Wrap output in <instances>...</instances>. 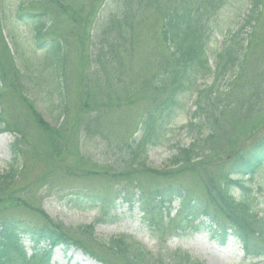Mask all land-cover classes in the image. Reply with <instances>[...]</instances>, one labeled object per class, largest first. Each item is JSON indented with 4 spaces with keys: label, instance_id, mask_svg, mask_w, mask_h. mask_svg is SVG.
Returning <instances> with one entry per match:
<instances>
[{
    "label": "trees",
    "instance_id": "obj_1",
    "mask_svg": "<svg viewBox=\"0 0 264 264\" xmlns=\"http://www.w3.org/2000/svg\"><path fill=\"white\" fill-rule=\"evenodd\" d=\"M115 2L114 11H109L98 24L99 32L94 31L93 37H89L90 49L94 52L85 51L83 47L85 61L81 62L84 64L81 71L85 73L89 64L95 66L91 76L82 74L77 84L79 104L70 116L63 88L67 41L51 33L45 23L47 19L44 20L47 13L42 10L51 3L60 6L59 2L45 0L40 6L42 9L37 7L38 2L23 4L33 9L30 12L23 11L22 6L19 8V18L33 20L35 41L38 47H45L46 52L36 61L41 64V71L38 69L36 74L25 75L15 66L17 75L13 85L18 95L28 99L26 104L31 110L33 124L49 136L50 156L54 149V155L58 152L55 144L63 148L57 141L59 133L65 143V135L78 137L80 130L92 136L110 132L106 140L115 138L116 143L108 145L114 146L118 152L115 158L123 167L109 174L106 169L109 164H106L95 174L131 177L129 183L124 181L121 186H112L108 199L104 192L94 190L88 194L87 188L81 187L59 188L63 191L59 200L66 207L78 210L85 208L87 195L96 198L95 202L105 208L113 207L119 199L131 206L138 202L149 228L158 234L167 237L177 226L195 232L206 230L211 240L220 246L233 239L250 259L264 258V244L257 238L252 241L256 223L262 226L260 233L264 232V214L260 216L256 212L253 202L264 191V0H248V5L243 0L235 9L234 24L231 22L225 31L219 19L227 16L232 0ZM74 15L70 10L71 25L81 28V17ZM142 24L147 26L145 32L139 31ZM48 34L50 37H46ZM216 35L223 38L218 48L212 46L217 43ZM2 46L4 54L7 46L4 42ZM14 49L20 54L17 46ZM11 53L3 64H12ZM45 60L48 66L43 65ZM29 64L24 67L28 72ZM45 69L51 72L47 79L42 73ZM26 77L34 80L40 89L47 84L58 91L59 101L55 107L52 104L54 94L48 90L44 89L42 100L26 95ZM46 103L51 106L47 107ZM233 107H237V112ZM122 110L129 111L128 119L124 114L118 115ZM53 112L57 115L56 126L46 118L49 115L53 118ZM234 113L245 123L252 121L254 128L248 131L246 142L242 140L236 145V150L230 147L232 151L214 157L215 143L223 140V133L217 128L219 122L230 121ZM111 114L122 120H116L115 133L111 130L103 133ZM183 115L188 122L177 131H185L191 142L177 147L169 160V168L190 165L200 168L221 160L219 176L208 174L202 182V196L180 184L178 178L172 179L171 172L152 170L146 164L148 150L162 146L178 117ZM10 126L18 136L9 147L12 162L8 171L0 175V197L20 176L22 170L18 167L23 149L19 139H27L30 131L27 124L21 127V123L0 119L3 131H9ZM118 132L120 136L116 135ZM223 157L227 160L224 165ZM258 178L263 183L254 188L252 182ZM136 195L138 198L134 199ZM20 202H6L10 206L8 210L0 208V264H49L51 250L61 245L74 247L102 264H204L179 249L163 248V253L160 250L153 254L123 236L102 243L94 237L93 225L78 232L69 229L86 243L78 241L62 222L40 216L33 219L12 212ZM176 202L179 208L173 223L170 214ZM25 243L29 244L30 255Z\"/></svg>",
    "mask_w": 264,
    "mask_h": 264
},
{
    "label": "rangeland",
    "instance_id": "obj_2",
    "mask_svg": "<svg viewBox=\"0 0 264 264\" xmlns=\"http://www.w3.org/2000/svg\"><path fill=\"white\" fill-rule=\"evenodd\" d=\"M242 1L243 0H232V5L227 10V16L225 14L223 18L221 17L219 19L224 31L230 27L231 22L234 24L232 19L236 13L235 9H237ZM31 2H38L39 5L37 7H40L45 0H0V41H2L0 42V100H3L0 102V119L12 123H21V127H24L25 124L30 127L27 139H19L23 154L20 155L22 161H19L18 170L22 171L19 178L16 179V183L12 184L7 191H2L0 208L8 210L7 207L10 206H8L9 203L6 204V202L20 200L19 207L13 209L12 212H19L22 216L33 219H37L40 216L41 218L45 217L54 222H62L63 227L71 232L78 241L85 242L84 238L80 239L73 231L78 232L81 231L83 227L93 225L94 237L102 243L108 242L114 237L123 236L135 243H139L143 248L153 254H157L160 250H162L163 253V248L170 251L179 249L187 252L193 258L205 264H250L248 259H242V251L239 245L231 242V244L228 243L225 248L219 247L217 244H213L211 240L209 241V236L203 230L199 232L192 231L191 228L181 230L177 226V230L175 229L173 233L174 236L168 235L171 237L166 238V236L158 234L157 231H153V229L149 228L146 217L143 218L144 216L141 213L142 208L137 204L132 208L130 204L119 200L116 202L115 207L107 210L105 206L100 208L95 205L96 198L87 195L88 200L85 203V208L78 210L66 207L65 204L59 200L60 192H63L59 188L80 189L81 187L87 188L88 194L94 190L104 192V197L108 199L111 198L112 186H119L121 182L124 181L129 183L131 177H120L118 175H113L115 177H112L95 174L103 170L106 164L110 165L106 168L107 171L109 170V174L117 173L121 171L123 167L115 158L118 152L113 149L114 146L108 145L116 143L115 138L111 137L109 140H106V138L110 137V130L115 133V128H117L116 120H119L117 115L111 114L107 117L108 119L110 118V121L107 122L108 124H104L103 133H109L104 136L84 135V132L80 130L78 137H71L68 134L65 135L66 138H64V143L63 136L59 133L58 136L60 139L57 138V141L61 142L60 145L63 148L55 141L57 143L55 147L58 148V152L54 155V149L52 151V156H50L51 147L48 145L49 136L44 135V133L41 132L40 129L38 130L33 124L31 110H29V106L26 104V100L28 99L18 95L13 85L15 80L14 77L17 75L15 66L22 73H25V75L36 74L35 72L38 69L41 71V64L36 61H40V58H42L43 54L46 52L44 51L45 47H38L35 41L34 30L32 29L33 20L18 19V14L20 12L19 8L21 6L22 10L25 12L33 10L27 6ZM58 2L60 6L51 3L47 6L48 8H40L47 13L45 16L47 18H44V20L47 19L45 23L50 27L51 33L53 32L55 36L57 35L61 37L62 40L67 41L65 48L68 58L66 59L67 67L65 70L66 74L64 76L63 88L67 98V109L69 108L68 116H70L74 113L79 104L77 84L82 74L91 76L95 66L94 63H92V65L89 64L85 73L81 71V68H84V64L81 62L85 61L83 52L84 50L94 52L90 49V39L93 37L94 31L97 33L99 32L98 28L100 25L98 24L102 18L107 16L109 11H114L116 2L115 0H108L106 3H104V0H58ZM25 3L27 5H23ZM245 4L248 5V0H245ZM70 10L75 12L74 17H81V19H79V21H81V28H73L71 25L73 24V19L70 18ZM56 21L59 22L56 23ZM146 28L147 26L142 24L139 27V31L145 32ZM73 30L75 32L72 33ZM46 37H50V35L48 34ZM3 42L8 50V52L5 50L4 54L1 51ZM216 42L217 43L212 46L218 48L221 37L216 38ZM16 46L19 48L20 54L15 52L14 48ZM144 46L143 44L142 47ZM93 48L95 49L94 46ZM9 50L13 53L12 61H10V64H12L6 65L3 63H7V56L11 53H9ZM32 60L35 61L33 62ZM25 62L30 63L29 72L28 68H24L26 65ZM43 65L48 66L49 62L45 60ZM49 71V69H45L42 72L44 74V79H47L51 75ZM1 77L4 81H2ZM29 80L30 78H24V83L27 87L25 92L26 95H28L30 99L36 98L42 100L45 90H48L51 94H54L52 96L54 102L50 101L55 107L56 102L59 101L58 91H53L47 84L40 89V87L38 88V86L33 83L34 80ZM49 105L50 104L46 103L47 107H49ZM232 109L237 112V107H233ZM119 114H124V116H127V119L129 118V111L127 110H122L118 115ZM52 115L53 118L49 117L50 115L46 117L47 121L56 126L57 115L55 112H53ZM102 115L106 116V114ZM232 118L233 119L230 121L219 122L217 128H220V132L223 133V140H220L219 143H215V155H212L214 157H221V154L223 156L224 153L232 151L233 147H235L236 150V145L242 140L246 142L247 134L250 133L248 131L250 128H254L251 124L253 123L252 121H247V123H245L236 113H234ZM121 120L122 119L119 121ZM187 122L188 120L185 115L178 117L173 127L174 129L171 130L170 134H167L165 138L166 141L164 140L163 145L148 150L146 164L152 170H166L171 172L172 179L178 178L177 181L180 184L185 187L188 186L191 192L202 196V182L207 179L208 174L219 176L221 160L220 162L217 161L200 168L198 166L195 168V166L191 165V167L169 168V160L171 156L174 155V151L177 147H185L191 142L185 131H177L180 126ZM2 128H0V175L8 171L7 169L12 162L11 150L9 147L18 136L13 130V127L9 128L7 132L3 131ZM173 131L175 132L173 133ZM120 134L121 133L118 132L116 135L120 136ZM56 136L57 135H55V137ZM221 149L223 151L217 153ZM222 161L224 162L223 165L227 163L225 157L222 158ZM261 183H263V180H259V178L252 182L254 188H257ZM238 197L237 193L236 198ZM134 198L136 199L138 196L136 195ZM253 202H255L256 212H259L260 216H262L264 214V191L260 193L258 198H254ZM174 205L175 210H177L179 207L178 202ZM40 214H42V216ZM170 216L172 222L175 223V211H173ZM172 222L171 224H173ZM171 227L174 229V226ZM253 228H255V235H253L252 241L257 238L263 245L264 237L262 236H264V232L263 234L260 233L262 226L256 223ZM25 244L27 245V254L30 255L31 251L29 249V244ZM91 246L94 248V245ZM256 261H260V263H256ZM251 263L264 264V261L263 259H254ZM49 264L101 263L95 260L93 261L78 249H72L70 252H63L62 249H55L52 251Z\"/></svg>",
    "mask_w": 264,
    "mask_h": 264
}]
</instances>
